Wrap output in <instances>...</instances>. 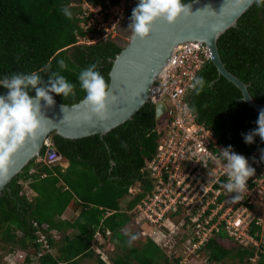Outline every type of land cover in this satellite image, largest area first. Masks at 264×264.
Instances as JSON below:
<instances>
[{
  "label": "trees",
  "instance_id": "obj_1",
  "mask_svg": "<svg viewBox=\"0 0 264 264\" xmlns=\"http://www.w3.org/2000/svg\"><path fill=\"white\" fill-rule=\"evenodd\" d=\"M107 1L0 0V79L37 71L47 80L51 72H59L76 85L75 96L64 99L62 95H51L70 105L84 99L86 93L77 78L80 71L91 64L98 65L97 70L109 84L113 61L125 45L114 39L91 45L78 44V37H85L80 28V4L88 2L106 7ZM191 1L183 0L185 3ZM138 2L126 13L130 21ZM64 6L73 13L71 19L60 11ZM218 47L226 68L249 85L257 103L264 102V7L253 4L240 18L238 26L221 36ZM61 59L69 70L59 68ZM200 76L207 85L199 95L192 91L189 98L198 122L205 124L226 147L232 146L237 154L247 156L258 151L261 159L264 141L255 136L254 142L247 144L241 135L258 127L259 112L242 100L239 88L220 76L212 62L200 70L197 77ZM5 92L6 89L0 87V94ZM30 94L34 96V92ZM158 124L155 106L150 103L103 139L96 136L68 140L52 134L50 137L57 152L69 166L36 164L35 159L0 194V240L9 245H4L8 254L18 251L37 254L38 229L34 222H38L51 246L58 250L55 255L47 253L38 259L39 264H81L94 258L97 264L178 263L181 257L175 263L170 262L152 240L143 247H135L129 234L122 233L131 221L129 212L151 187L143 169L157 152L161 138L156 130ZM46 149L43 148L41 156H45ZM33 167L37 172L31 174ZM137 184L144 193L134 196L122 207V200ZM26 186L31 191L28 195ZM67 209L79 212L74 222L60 220ZM99 225L105 242L100 247L106 248L111 263L104 260L93 245L94 227ZM69 229L76 231L68 235ZM108 230L110 237L106 236ZM116 249L120 252H115ZM255 250L234 242L226 234L211 239L203 248L208 264H251V258L257 253ZM30 261V257L25 259L27 263ZM256 264H264V251L259 253Z\"/></svg>",
  "mask_w": 264,
  "mask_h": 264
},
{
  "label": "built area",
  "instance_id": "obj_2",
  "mask_svg": "<svg viewBox=\"0 0 264 264\" xmlns=\"http://www.w3.org/2000/svg\"><path fill=\"white\" fill-rule=\"evenodd\" d=\"M136 2L138 0H119L112 4L108 0L106 7L88 2L80 4V28L85 37H78V44L91 45L113 39L126 20L128 9ZM211 61L206 45H180L153 86L150 103L156 107L164 101L168 109L157 120L156 130L161 134L157 152L143 169L151 187L129 215L144 237L147 236L142 230L145 224L163 234L162 240L154 235H150V240L167 254L172 263L181 257L175 264H185L186 250L204 256L203 248L211 239L226 234L240 245L256 248V256L251 258V264H256L259 253L264 251V163L260 152L253 151L245 156L255 174L248 180L241 199L233 201L235 193H228L222 186L227 177L220 153L227 147L205 124L198 122L189 105L193 77H197ZM45 147V156L37 157L36 164L58 162L60 155L51 138L46 140ZM36 172L35 167L30 171L31 174ZM30 192L27 190L26 194ZM140 193H144L141 186L130 189L131 199ZM34 226L38 229L37 254L11 253L12 257L19 255V260L7 259L9 264H22L27 257L35 261L47 253H54L48 235L38 222H34ZM94 229L93 245L104 259L106 248L100 247L105 243L102 226ZM106 236H111L110 230ZM183 250L184 254H181ZM205 264H208L207 259Z\"/></svg>",
  "mask_w": 264,
  "mask_h": 264
},
{
  "label": "water",
  "instance_id": "obj_3",
  "mask_svg": "<svg viewBox=\"0 0 264 264\" xmlns=\"http://www.w3.org/2000/svg\"><path fill=\"white\" fill-rule=\"evenodd\" d=\"M191 15L181 16L175 24L157 20L150 35L141 40L132 33L124 49L116 56L110 72L108 115L103 120L87 119L82 100L75 104H63L55 99L52 107H43L47 131L33 144L27 142L13 155L10 179L0 182V194L11 181L37 157L40 156L47 139L52 134L68 140H79L100 136L102 139L117 127L130 121L147 104H150L152 88L159 75L172 59L175 49L183 44L206 45L212 56V63L220 76L233 83L242 92V100L260 112L264 102L257 103L249 85L231 73L224 65L218 41L229 29L236 28L240 18L253 6L246 3L237 5L235 0H192ZM131 21L121 25L125 28ZM130 30V29H129ZM131 32V30H130ZM114 97V99H112ZM62 105H65L62 110ZM168 107L164 101L155 107V118L165 114Z\"/></svg>",
  "mask_w": 264,
  "mask_h": 264
},
{
  "label": "clouds",
  "instance_id": "obj_4",
  "mask_svg": "<svg viewBox=\"0 0 264 264\" xmlns=\"http://www.w3.org/2000/svg\"><path fill=\"white\" fill-rule=\"evenodd\" d=\"M235 3L237 5L246 3L249 6L255 4L258 8L264 7V0H235ZM60 11L68 19L73 16L67 6L62 7ZM191 14L190 5L183 0H139L137 6L132 10L129 29L133 37L144 40L152 32L153 25L157 20H164L172 25L181 16L186 18ZM58 65L61 70H69L63 59L58 61ZM97 68L96 63L91 64L80 71L77 79L80 88L86 93L82 100L83 107L88 114L86 118L95 117L97 120H103L108 115L110 86ZM206 85L204 77H193L190 88L196 95H199ZM0 87L6 89L5 94H0V182H7L10 179L13 155L27 142L31 141L35 144L40 136L47 131L48 120L43 115L41 101H44L43 107H52L55 105V100L51 93L62 95L64 99L74 97L76 85L69 82L59 72H51L45 80L39 72L33 71L29 74L17 73L11 77L5 76L0 79ZM32 92H34V96L30 94ZM61 107L63 110L65 105ZM256 123L258 125L256 129L241 134L247 144L253 143L255 136H259L264 141V109L259 112ZM261 152V159L264 160V149ZM58 154L60 155L59 152ZM220 155L224 161L223 167L227 177L222 186L228 193H235L233 201H239L247 189L248 180L255 174V169L245 156L234 152L230 145L221 150ZM56 164L63 168L69 166V162L65 161L62 155ZM65 164L67 167L64 166ZM140 186L138 184L131 189ZM131 239L135 240L136 236H132ZM36 262L38 260L24 263L33 264Z\"/></svg>",
  "mask_w": 264,
  "mask_h": 264
},
{
  "label": "rangeland",
  "instance_id": "obj_5",
  "mask_svg": "<svg viewBox=\"0 0 264 264\" xmlns=\"http://www.w3.org/2000/svg\"><path fill=\"white\" fill-rule=\"evenodd\" d=\"M130 30L128 29V26L126 27V29L124 28H119L118 32L113 36L114 40L117 41L120 45H126V43L128 42L129 38H130ZM67 164H65L64 166H66ZM67 167V166H66ZM147 224H145L144 228L142 229L143 231H145L147 233V236L144 237V235L141 234L142 231L139 230V228L136 227L135 223L132 221L131 224H129L128 226H126L125 228H123L122 233L124 234H129L128 238L131 241L132 246L135 247H143V245L149 241L150 239V235H154V238L158 239V240H162L163 239V234H159L155 231H153V228L150 226H146ZM132 236H136L135 240H132L131 237ZM152 238V237H151ZM1 241V240H0ZM232 244V243H230ZM4 244L2 241L0 242V264H9L8 260L9 259H13L14 261L16 259L19 260V255H16L15 257H12V254H8V249H4ZM7 247L9 246L8 244L6 245ZM183 249V246H182ZM114 249L110 250V252H112ZM182 251V250H180ZM115 252H120L119 250L116 249ZM17 254V253H15ZM13 253V255H15ZM54 254H56L54 252ZM181 254H184V250L183 252H181ZM167 255V254H165ZM2 257V258H1ZM106 258V259H105ZM104 260H108V263H111V261L108 259V256H105ZM186 259H184V263L185 264H205L206 259L204 258V256H197L195 253L193 252H188L186 250V254L185 257ZM8 259V260H7ZM228 260V258H227ZM35 264H39L38 262H36ZM82 264V263H81ZM83 264H97L95 258L94 259H90V260H86ZM224 264V263H223ZM227 264V263H226ZM229 264H233L232 262H229ZM235 264V263H234Z\"/></svg>",
  "mask_w": 264,
  "mask_h": 264
},
{
  "label": "crops",
  "instance_id": "obj_6",
  "mask_svg": "<svg viewBox=\"0 0 264 264\" xmlns=\"http://www.w3.org/2000/svg\"><path fill=\"white\" fill-rule=\"evenodd\" d=\"M136 186H138V184L136 185ZM129 193H130V191H129ZM133 199H131V197H130V194H128L123 200H122V207H125V203H128V202H130V201H132ZM79 216V212L78 211H73V210H71V209H67L66 210V212L62 215V217H60V220H66V221H68V222H74L75 221V219L77 218ZM131 218V217H130ZM131 222H132V218H131V221H130V223L129 224H131ZM128 224V225H129ZM128 225H126V226H128ZM125 226V227H126ZM76 230H74V229H69V230H67V234L68 235H71V234H73L74 232H75ZM57 248H54V252L57 254ZM55 255V254H54ZM85 261H82L81 263L83 264ZM33 264H35V263H33Z\"/></svg>",
  "mask_w": 264,
  "mask_h": 264
}]
</instances>
